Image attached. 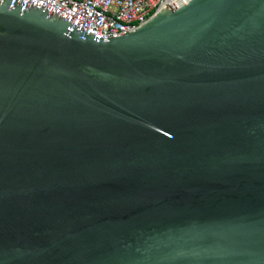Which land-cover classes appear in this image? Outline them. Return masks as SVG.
<instances>
[{"label":"water","instance_id":"water-1","mask_svg":"<svg viewBox=\"0 0 264 264\" xmlns=\"http://www.w3.org/2000/svg\"><path fill=\"white\" fill-rule=\"evenodd\" d=\"M0 264H264V0H0Z\"/></svg>","mask_w":264,"mask_h":264},{"label":"built area","instance_id":"built-area-1","mask_svg":"<svg viewBox=\"0 0 264 264\" xmlns=\"http://www.w3.org/2000/svg\"><path fill=\"white\" fill-rule=\"evenodd\" d=\"M41 7L84 33L101 39L135 30L162 7L177 9L190 0H19Z\"/></svg>","mask_w":264,"mask_h":264}]
</instances>
